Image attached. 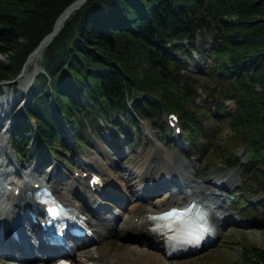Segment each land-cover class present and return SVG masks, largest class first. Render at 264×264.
<instances>
[{"label":"trees","instance_id":"1","mask_svg":"<svg viewBox=\"0 0 264 264\" xmlns=\"http://www.w3.org/2000/svg\"><path fill=\"white\" fill-rule=\"evenodd\" d=\"M72 1L0 0V54L7 58L0 60V92L15 87L9 80ZM196 34L210 36L206 52L195 44ZM184 39L186 45L175 43ZM192 50L206 60L204 67L194 60L197 68L213 79L211 115L224 119L235 145L247 149L241 160L230 139L212 152L239 171L243 189L255 182L264 218V0H86L43 48L45 72L36 76L37 85L28 88L23 110L9 126L13 146L25 144V158L32 142L42 158H50L74 144L89 145L87 137L99 135L107 122L131 145L127 124L139 129V120H146L163 136L162 114L174 111L186 143L208 150L214 139L201 121L211 115L203 117L194 88L207 86L175 55L191 57ZM220 96L234 100L231 112H224ZM233 198L252 206L242 194ZM238 251L239 264H264L262 248L242 242Z\"/></svg>","mask_w":264,"mask_h":264},{"label":"rangeland","instance_id":"2","mask_svg":"<svg viewBox=\"0 0 264 264\" xmlns=\"http://www.w3.org/2000/svg\"><path fill=\"white\" fill-rule=\"evenodd\" d=\"M210 36L205 35L201 37L200 35L196 36L195 44L199 45L201 49L208 50L210 46ZM187 41L183 43L186 45ZM176 58L181 62H185L188 66V70L192 71L198 79H201L203 84L207 87L194 86L196 88L200 98L197 99L198 102L202 100L203 106V117H208L209 114H214L215 111V102L209 98V94H214V91L211 90V85H213V79H209V75L207 72L200 71L196 69L194 60H197L198 57L193 53L192 57H187L180 51L175 52ZM6 55L4 53L0 54V60L5 61ZM201 67H204L205 61L201 59L200 61ZM33 63H29L27 65V70L30 71V67H32ZM23 68L21 67L18 72L15 73L12 80H9L12 84H15L17 90L15 91L13 97L16 96L17 104L14 109L11 111V116L7 120H3L2 116L5 115L8 111V108L4 109V112H1V121H5L1 129L7 128L8 124L13 121L15 118L20 116L21 107L20 105L25 102V91L26 88L32 81L33 74L30 80L25 84H21ZM186 73V71H185ZM209 83V84H208ZM6 88V87H5ZM7 91V97H10V90L4 89ZM0 92V100L4 102L5 93ZM19 91H23L22 95H19ZM12 98V97H11ZM207 100V101H205ZM217 100L220 101L224 106L226 105V112H229L234 109V100L231 98H226L224 96L217 97ZM223 114H219L221 117ZM210 120L201 121L203 130L214 139V142L208 145L209 149H205L203 145H195L190 146L188 143L184 142L185 139L183 134L180 132L178 134L173 133L172 131L168 133V136L165 138L160 136L159 131L153 129H148V125L141 124V132L130 124L126 126V134L130 135L133 140V143L130 145V148L127 147L126 139L120 136L118 130L112 126L111 123L107 122V124H101V130L99 131V135L95 136L94 134L87 137V141L89 146H77L74 144V147H69L70 149L65 153H57L56 156H51L48 158V165L44 166V173L51 172V176L53 178H59L62 173L67 175V177H72L73 174H76L78 170L81 168H87V160L86 156L93 155L101 161H108L109 166L108 169L115 177L118 184L120 182L125 183V187H123L124 192H137L135 189V183L138 180V176L140 175V170L144 165L145 156L152 145V140H155L159 143L163 148L167 151L173 153L177 156L179 160V166L184 168V173L187 175L195 184H199L204 182L205 185H208L211 188L217 190L221 197L224 198V206L228 212L226 220L223 222L220 227V232L217 233L215 242L204 249V251H197L195 254H185L177 257L168 258L170 264H239L238 261V245L242 242L248 245L257 246L264 250V218L261 215V210L257 205L258 200H260V194L256 190L254 183L246 189L242 188L243 178L239 174V171L233 168H228L225 163H222L212 152L213 146L216 144L224 145L226 141L228 142L232 139V146L234 147V153L237 157L243 158L247 154V149L245 144L235 145L238 141L235 139L236 137L231 134V131L228 129L226 125V121L222 118H216L212 115L209 116ZM203 119V118H202ZM63 134H65V141L70 143L69 139V131L65 127L63 130ZM229 134V138L226 140L225 136ZM116 135L117 141V149L115 154V149L111 144L113 141L112 136ZM7 138V150L10 153V158L13 162H15L19 167V172H22L25 166L30 165L31 167H35L36 162L38 160V153L35 149L34 145L28 147V157L24 159L15 158L13 156L12 149L10 147V139L6 134ZM174 138V140L172 139ZM183 144V145H181ZM189 146L191 148V153L195 154V157L190 161H187L181 149H185V147ZM74 148V149H73ZM63 157L68 160L66 161V166L62 165L57 157ZM206 161L210 162L209 167L203 165ZM139 162V163H138ZM43 163V162H41ZM186 164H191V167L185 168ZM42 164L39 168H41ZM53 167V168H52ZM37 168V169H39ZM35 172V170L33 169ZM119 172V174H118ZM120 172L122 174L120 175ZM36 173V172H35ZM37 174V173H36ZM118 174V176H117ZM130 174H133L134 178L128 179ZM158 178L161 173H157ZM140 177V176H139ZM127 178V180H126ZM69 179V178H66ZM65 179V180H66ZM156 179L155 181H157ZM214 183L221 184L222 187L215 188ZM121 184V183H120ZM236 188H241L240 193L236 192ZM231 194V196H236L237 199L241 194L247 198L248 202L252 204V206L247 207L246 204H239L234 199L229 201L230 199H226L225 196ZM79 202V199H75ZM154 199L147 198L146 203H153ZM255 206V207H254ZM84 213L88 215L90 220L95 221L94 216L89 212V206L82 208ZM113 210L119 214L121 209H116L113 207ZM115 220V218H113ZM124 243L123 250L127 252L128 255L140 256L145 260L151 259L153 255L158 251L157 247L153 242L148 239L142 237L129 236L125 240L122 241Z\"/></svg>","mask_w":264,"mask_h":264},{"label":"bare ground","instance_id":"3","mask_svg":"<svg viewBox=\"0 0 264 264\" xmlns=\"http://www.w3.org/2000/svg\"><path fill=\"white\" fill-rule=\"evenodd\" d=\"M68 11H65L64 15ZM70 13V12H68ZM70 15V14H69ZM64 20L60 18L57 20L55 26L61 25ZM53 38V37H52ZM52 40V39H51ZM50 40V41H51ZM43 42L40 48L34 52L27 60L23 67V75L21 84L25 85L31 78H33L30 84L37 85L36 76L39 72H45L43 66V48L47 45H44ZM49 43V42H48ZM37 46V45H36ZM35 46V47H36ZM34 47V49H35ZM30 67V71L27 70V65L33 63ZM28 90V87L26 88ZM4 102L0 101V114L4 112L6 108H10L12 102H16V97L13 95L7 97V91H4ZM14 93V92H11ZM12 97V98H11ZM1 117V115H0ZM1 119V118H0ZM2 120V119H1ZM2 122V121H1ZM6 134L3 131H0V152L7 149V138ZM87 168H81L78 170L77 176H73L66 181H58L53 178L50 173L42 177L35 176L33 179L34 182H39L43 178V183L50 187L54 195L60 199L65 205L72 206L82 212V208L89 206L92 210L94 205L104 204L107 201L108 197H113V200L125 201L121 205L120 213L111 217H97L95 221L87 218L86 223L89 230H91L92 235L89 240H84L76 248V251L70 256L75 264H170L168 257L165 254L164 243L162 242V235L151 229L152 220L149 218V213L158 212L167 206H183L185 204V198L180 191L170 190V186L176 187V184L168 185L164 189V192L160 195L154 196L153 203H146L145 198L140 195L139 192H124L123 187H125L124 182H120L122 186L118 185L115 177L109 171L108 166L110 165L108 161H99L98 158L93 155L86 156ZM145 163L140 170L141 177L138 176V180L135 185L137 188H144L148 184L152 185V182H157L161 180V184H168V181L171 179H178L179 182L184 183L187 187V190L191 191L193 194V199L202 200L207 203L212 204L213 206V215L216 223V231L220 232V227L223 222L226 220L228 212L224 206V199L221 197V194L214 188L205 185L204 182L195 184L193 181L184 173V168L179 166V160L176 155L167 151L155 140H152V145L148 149L145 159ZM139 163V162H138ZM95 169L94 171L100 175L103 181V187L98 188L93 192L88 185V179L91 176L90 172L88 177L85 178L84 171H88V168ZM191 167V164H186L185 168ZM53 168V167H52ZM19 167L15 162L6 163L2 158L0 159V181H3L2 186H12L13 183L20 181L21 176L19 175ZM24 173L32 174L34 173L33 167L30 165L25 166L23 169ZM161 173L159 178L157 173ZM119 173V172H118ZM26 174V175H27ZM122 172H120V175ZM128 179L134 178L133 174H130ZM126 178V180H127ZM32 183V184H33ZM215 188L222 187L219 184L214 183ZM136 188V190H137ZM29 189V186H25L22 190ZM81 189V196H78L76 192H79ZM138 191V190H137ZM3 196H0L1 202L4 205L3 208H0V226L5 235L9 234L11 228H19L20 232L24 231L25 228L23 225L20 215L19 208L21 207L20 201L23 199L20 195H15L10 191L3 192ZM80 193V192H79ZM75 195L79 198V202L73 199ZM30 203L28 202L27 205ZM108 204V203H105ZM1 207V204H0ZM217 213L218 216L215 214ZM115 218V220L113 219ZM22 223V224H21ZM142 237L150 240L155 244L158 251L151 257L149 260H145L140 256H130L125 250H123L124 243L123 240L129 236ZM22 240L25 242L26 246L21 245L16 247V255L18 256H27L29 252L43 251L45 250L43 245H40L34 240H29L26 235H21ZM86 241V242H85ZM49 252H52L48 250ZM36 256H32V259ZM37 260H25L20 264H52L51 258L42 259L37 256ZM0 261H4L0 257Z\"/></svg>","mask_w":264,"mask_h":264},{"label":"water","instance_id":"4","mask_svg":"<svg viewBox=\"0 0 264 264\" xmlns=\"http://www.w3.org/2000/svg\"><path fill=\"white\" fill-rule=\"evenodd\" d=\"M85 1H86V0H74V1H72L70 4H68V5L63 9V11H62V12L57 16V18L55 19L52 30H51L50 32H48L47 34H45V35L42 37V39L39 41V43L37 44V46L35 47V49H33V50L27 55L25 61H24L23 64H22V68L24 67V65H25V63L27 62L28 58H29L34 52H36V51L40 48L41 44H42L43 42H45L44 45L48 44V42H50V40L52 39V37H53V36L58 32V30L61 28V26L63 25V23H61V25H59V26H55L57 20H58L59 18H60L61 20H65V19L69 16V14H70L71 12H73L75 9L81 7ZM65 11H68V12H70V13L67 12V13L64 15ZM63 22H64V21H63Z\"/></svg>","mask_w":264,"mask_h":264},{"label":"snow or ice","instance_id":"5","mask_svg":"<svg viewBox=\"0 0 264 264\" xmlns=\"http://www.w3.org/2000/svg\"><path fill=\"white\" fill-rule=\"evenodd\" d=\"M49 211L52 213V215H56L57 214V207L55 205H52L49 207ZM176 209H173L172 212H176ZM170 214V213H169ZM60 264H66V262H60Z\"/></svg>","mask_w":264,"mask_h":264}]
</instances>
